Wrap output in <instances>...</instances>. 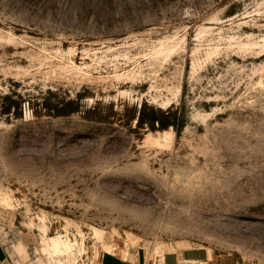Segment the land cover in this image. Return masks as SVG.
<instances>
[{
  "label": "rangeland",
  "instance_id": "rangeland-1",
  "mask_svg": "<svg viewBox=\"0 0 264 264\" xmlns=\"http://www.w3.org/2000/svg\"><path fill=\"white\" fill-rule=\"evenodd\" d=\"M0 242L264 264V0H0Z\"/></svg>",
  "mask_w": 264,
  "mask_h": 264
},
{
  "label": "crops",
  "instance_id": "crops-1",
  "mask_svg": "<svg viewBox=\"0 0 264 264\" xmlns=\"http://www.w3.org/2000/svg\"><path fill=\"white\" fill-rule=\"evenodd\" d=\"M224 255L207 248H184L152 257L140 251H129L122 255L102 254L98 264H228ZM0 264H11L10 256L0 242Z\"/></svg>",
  "mask_w": 264,
  "mask_h": 264
},
{
  "label": "trees",
  "instance_id": "trees-1",
  "mask_svg": "<svg viewBox=\"0 0 264 264\" xmlns=\"http://www.w3.org/2000/svg\"><path fill=\"white\" fill-rule=\"evenodd\" d=\"M143 114L144 113L141 111L139 119H138L142 125H144V121H145ZM171 114L172 113H168L167 116H169ZM147 120L149 122V128H151V129L156 128L155 126L160 127L162 129H168L169 127H172L176 131L177 134L181 133V131L183 130V126H184L182 123L178 125L176 123L172 124V123H170V121H157L156 122V120L153 117H149V119H147Z\"/></svg>",
  "mask_w": 264,
  "mask_h": 264
},
{
  "label": "bare ground",
  "instance_id": "bare-ground-1",
  "mask_svg": "<svg viewBox=\"0 0 264 264\" xmlns=\"http://www.w3.org/2000/svg\"><path fill=\"white\" fill-rule=\"evenodd\" d=\"M165 133H168V131H166ZM52 247L55 249V251H60L61 248V240H54L52 243Z\"/></svg>",
  "mask_w": 264,
  "mask_h": 264
}]
</instances>
